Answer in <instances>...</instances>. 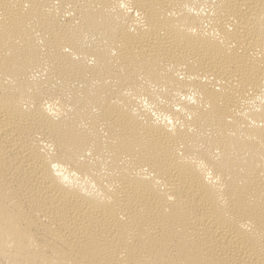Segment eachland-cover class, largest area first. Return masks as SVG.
Masks as SVG:
<instances>
[{
    "label": "bare ground",
    "instance_id": "6f19581e",
    "mask_svg": "<svg viewBox=\"0 0 264 264\" xmlns=\"http://www.w3.org/2000/svg\"><path fill=\"white\" fill-rule=\"evenodd\" d=\"M0 264H264V0H0Z\"/></svg>",
    "mask_w": 264,
    "mask_h": 264
}]
</instances>
